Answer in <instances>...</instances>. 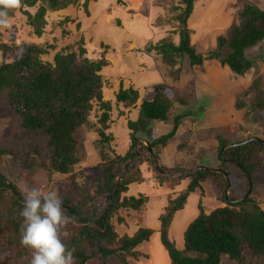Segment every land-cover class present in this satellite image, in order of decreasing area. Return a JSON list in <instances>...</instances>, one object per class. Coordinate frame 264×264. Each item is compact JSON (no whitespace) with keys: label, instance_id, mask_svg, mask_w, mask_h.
I'll list each match as a JSON object with an SVG mask.
<instances>
[{"label":"trees","instance_id":"16d2710c","mask_svg":"<svg viewBox=\"0 0 264 264\" xmlns=\"http://www.w3.org/2000/svg\"><path fill=\"white\" fill-rule=\"evenodd\" d=\"M91 2L97 0H83L81 7L86 15H90ZM180 2L184 8L180 7L181 14L176 19L180 23L176 32L179 36L178 44L168 38H159L158 43L148 51L156 52L161 62L167 66H175L178 61L187 57L192 69L203 68L206 58L198 54L195 46L191 44V31L188 28L195 0ZM80 3L81 0H21V7L9 11V17L14 18L17 12H23L28 25L35 30V35L42 37L48 13L79 7ZM121 4L123 0H116L118 8ZM31 10L35 11L34 16L31 15ZM263 43L264 8L241 1L238 21L231 25L227 36L218 39L217 50L209 59H216L233 75L243 78L255 66L254 59L248 57V51ZM2 47L0 44V55ZM88 50L81 41L78 52L63 49L51 61H43L41 57L48 55V52L36 46H24L20 57L10 63L0 61V99L6 102L13 116L21 121V127L26 134L35 136L33 144L28 146L30 154H24L27 157L35 156L32 162L25 163V166H31L30 169L40 166L49 175L73 174L76 166L82 162L78 134L86 127L96 129L100 137L96 147L99 148V156L105 164L113 156H117L118 151L111 146L114 140V135L110 132L109 112L112 105L104 102L102 98L101 73L108 67L109 62L105 57L108 53L101 51V56L93 60L87 58ZM79 59L82 61L80 64ZM180 74H177L176 80L180 79ZM169 76H173L170 71ZM167 87L166 84L154 86V96L151 99L146 97V93H140L133 87L128 90L121 89L116 96L120 106L138 107V115L128 123L129 146L125 154L117 157L115 164L105 166V185L100 194L110 200L105 210L99 212L97 208H87V200L78 202L67 197L62 201L65 214L75 218L74 222L66 226L69 236L62 237V242L69 249H75L76 264H89L93 260L110 264L111 261L115 263V259L119 260V264H132L130 259L139 262L148 258L139 248L149 243L157 230L146 225L133 235L122 236L113 223L116 218L121 223L123 220L119 217L126 213L125 217L139 216L146 224L144 211L148 198L142 194L139 200L128 197L132 186L145 183L144 165L160 186L167 185L171 191L183 181L189 182L187 188L178 196L169 197L168 204L159 217V249L166 254L162 258L167 256L170 264H222L224 257L243 264L246 262V255L254 260L264 258V209L252 197L242 202H232L238 201L248 192L249 180L238 166L227 162L233 160L240 163L253 182L257 168L261 165L257 161L258 156L264 154V144L250 142L252 138L249 137L240 142H249L248 144L227 149L222 156L220 154L219 169L239 181L237 190L234 187L230 190L231 202L226 199L227 182L222 174L201 171L181 175L176 180L163 176L157 169L155 160L164 173L173 177L200 166L194 163L189 164L188 169L184 165L166 168L162 163V155L169 143L179 135L184 120L195 117L197 122L203 118L199 111L188 110L189 105L183 95L168 98ZM241 97L245 98H239L235 108L238 112H245V122L256 112L264 113V75L253 79ZM94 100L101 104L104 112L99 119V127L98 124H91L90 119ZM181 110L186 112L181 114ZM205 111L206 108L204 115ZM157 124H173V130L154 139L152 131ZM219 142V153L230 145L225 138H219ZM194 148V144L188 140L176 147L180 151L190 152ZM7 153L0 149V157ZM137 156L139 162L134 163ZM126 164H129L127 173L117 186L115 179L123 172ZM208 180L214 182L218 191L215 199L223 206L205 211L200 201V214L187 228L184 243L178 248L170 237L174 218L185 209L192 194L201 191V195H205L204 184ZM24 199L25 195L16 185L10 184L0 171V264H31L32 250L20 243L23 217L19 213L24 209ZM6 250H12L13 256H6ZM159 261L156 256L148 264H157Z\"/></svg>","mask_w":264,"mask_h":264},{"label":"rangeland","instance_id":"374dc122","mask_svg":"<svg viewBox=\"0 0 264 264\" xmlns=\"http://www.w3.org/2000/svg\"><path fill=\"white\" fill-rule=\"evenodd\" d=\"M241 1H248L264 8V0H195L194 12L188 21V28L191 31V44L195 46L198 54L206 58V62H204L203 68L195 67L194 69L190 67L187 57L181 61L177 60L178 64L175 66H167L161 62L156 52L149 53L148 51L149 48L158 43L159 38H168V40L178 44L179 36L176 32L179 30L180 23L176 22V19L181 14L180 7L184 8L180 0H123V4L118 5L119 8L116 5V0H97V2L90 3V15H86L82 9L83 0H81L79 7H69L63 11L48 13L47 24L42 37L35 35V30L30 28L23 12H17L15 17L10 19L11 28L0 31V44L3 46L0 55L1 62L10 63L16 57H20L24 46H36L43 49L48 52V55L42 56V60L51 61L55 54L63 49L78 52L81 41L85 48L89 49V57L86 56L87 58L94 60L101 56L99 54L101 51L108 53V67L103 69L101 73L103 79L102 98L104 102H110L112 105L109 112L111 117L110 132L113 133L114 140L111 142V146L118 153L105 164L99 156V148L96 147L97 141L100 140L96 129L86 127L78 134L82 162L76 166L73 174L49 175L48 172L40 169V166L30 169L31 166H25V163L32 162L35 156L27 157L24 154L28 152V146L33 144L35 136L26 134L21 127V121L13 116L6 102L0 99V149L8 152L0 157L2 174L6 176L10 184L16 185L24 195L32 188L40 189L43 192L55 190L62 201L67 197L78 202L87 200V208L92 210L97 208L99 212H102L110 202L107 197L100 195L105 185V166L115 164L117 157L125 154L129 146L130 130L128 123L132 120L133 114L138 111L136 106L125 108L117 103L116 96L121 89L128 90L130 86L135 88L142 86L141 92L146 93L151 99L154 96L152 88L166 84L168 85L166 90L168 98L183 95L187 99L188 110L199 111L203 114L204 119L206 116L211 118V113H214L211 119L216 117L215 119L221 120L218 112L221 113V110H226V108H229L235 116H238V113L244 115V111L238 112L236 110L235 104L239 98H245L241 96L249 88L251 81L264 75V43L248 51V57L254 59L255 66L243 78L233 75L227 67H223L216 59H209L217 50L218 39L227 36L231 23L238 21L239 2ZM30 12L32 16L35 15V11L31 10ZM66 19L70 21L67 22ZM93 53L97 54L93 55ZM127 70L128 73L124 75ZM219 70L224 73V81L221 87L217 89L214 87L216 81L209 74L217 73ZM169 71L172 72V77L169 76ZM179 73H181L180 79L176 80L175 77ZM208 76L211 78L209 82L214 85V88L209 85L210 83L206 79ZM137 77L140 78L139 81ZM138 90L140 91V89ZM227 99H230L231 103H226ZM92 107L91 124H98L104 112L101 109V104L96 100L92 102ZM204 108H206L205 115ZM185 112V110L179 111L181 114ZM243 115L239 121L240 124L231 127V131L237 129V132L229 136L228 143L234 145L250 137L252 138L250 142H260L253 140L259 139L262 140L260 143L264 144V113L256 112L246 122ZM191 118L195 119V117ZM254 119L255 122L252 121ZM241 128L244 130L242 131ZM182 141L183 139L175 141L173 147H177ZM183 152L185 151L174 148L169 152L164 164H174L181 167L184 165L188 169L190 165L189 162H184L186 158L184 155H181V161L176 158ZM28 154L30 153L28 152ZM190 155L194 157L193 154ZM208 159L206 155L200 156L191 164L204 165ZM257 162L261 165L258 166L256 177L252 182L253 191L250 197L261 204L264 209V154L258 156ZM143 169H145V176L148 177L150 173L146 170L145 165ZM119 175L121 174H118L117 177ZM233 177L231 178V188L234 187L237 190L239 181ZM175 178L177 176L172 179L176 180ZM188 183L183 181L175 191H184ZM204 188L205 195H201V191H198L200 198L197 194L196 197L190 196L185 209L177 214L172 227L175 239L181 238L190 222L199 216L198 199L201 200L205 211L223 206L221 202L215 199L218 191L214 182L208 180L204 184ZM163 191L169 190L163 187ZM246 193L238 200H242L247 195ZM140 194L151 198L157 193L155 188L150 187L145 181L143 184L132 186L128 197L139 200ZM166 203H168L166 199L163 202L154 201L153 207L148 213L146 224L139 216L128 215L125 217L126 213L119 217L123 220L121 223L118 222V218L114 219L113 223L116 230L122 236L133 235L138 229L145 228L146 225L157 230L150 242L139 248L148 258H143L139 262L130 259L132 264H148L150 259L156 256L160 260L157 264H167L166 258H162L161 248L159 250L160 235L158 232L159 217L164 212ZM4 253L6 256H13L12 250H6ZM246 256V262L243 264H264V258L254 260L249 255ZM89 264L102 263L93 260ZM110 264H119V260L115 259V263L111 261ZM222 264L239 263L224 257Z\"/></svg>","mask_w":264,"mask_h":264},{"label":"clouds","instance_id":"9594fccd","mask_svg":"<svg viewBox=\"0 0 264 264\" xmlns=\"http://www.w3.org/2000/svg\"><path fill=\"white\" fill-rule=\"evenodd\" d=\"M20 7L21 0H0V29L11 28L9 11ZM167 177L173 178L172 175ZM179 178L180 174L175 179ZM250 180L252 182L251 178ZM227 200L231 202L230 199ZM19 214L23 217L20 243L32 250L31 264H76L75 249H69L62 242V237L69 236L66 226L74 222L75 218L65 214L62 200L55 190L43 192L32 188L27 191L24 209Z\"/></svg>","mask_w":264,"mask_h":264},{"label":"crops","instance_id":"0c3cea01","mask_svg":"<svg viewBox=\"0 0 264 264\" xmlns=\"http://www.w3.org/2000/svg\"><path fill=\"white\" fill-rule=\"evenodd\" d=\"M233 23H231V25ZM105 57L107 58L108 56L105 55ZM154 61L157 62L155 59H154ZM129 68H132V67H129ZM105 69H107V68H105ZM126 69H128V68H126ZM212 69H214V68H212ZM212 71L215 72V70H212ZM127 73H128V70H127V72L124 75H126ZM209 75H212L211 78L214 81H216L215 82L216 86L212 85V83L209 82V81H211V78L208 76L206 79L210 83L209 85L210 86L212 85V87L214 86L217 89L219 87H221V85H222V83L224 81V79H223L224 78V73H222L219 70V72L212 73V74H209ZM225 78H226V75H225ZM137 80L139 81L140 78L137 77ZM227 81H229V79H227ZM132 87L133 86H130L129 89L132 88ZM133 88L136 89L137 91H139L138 89H140L139 92L142 93L141 92L142 86H140V88H135V87H133ZM147 98H150V96H148ZM227 102L231 103L230 99H227L226 103ZM215 112H217V111H215ZM218 113H219V116H220L222 121L220 119H215L216 117H214V119H211L213 117L214 113H211L212 114L211 118H207V116H206L205 119L203 118V119H201V120H199L197 122H196V119L194 120L191 117L187 118L186 120H184L183 125H181V127H180L179 135L174 140H172L169 143L168 147L164 150V153L162 155L163 166H165L166 168H173V166H175L174 164L166 165V164H164V161L166 160V157L169 156V152L171 150H174V148L176 149V147H173L175 141H177V140L179 141V140L183 139L182 142L188 140L191 144H194L195 148H194V151H192V153L189 152V151H185L186 153L183 152V154H179L178 156H176L177 160L181 161V155H184L186 157L184 159V162H186V163L189 162V164H191L195 160H198L200 158V156L204 157V155H206V157L208 156V158H209L208 161L210 163L207 161V162L204 163V165H200V166L209 167V165L211 164V166L209 168H219V166L221 164L220 161H219V156H220V153H219V149H220L219 138H225V139L228 140L230 135L232 136L233 133L237 132V129H234V128H233L234 130L231 131V127H236V125L240 124L239 121L241 120L243 114L238 113V116H235V115H233L232 111L229 108H226V110H223V111L221 110V113L220 112H218ZM137 115H138V111L133 114L132 120H135ZM234 116H235V119H234ZM191 127H192V129L190 130ZM188 129H189V131H188ZM172 130H173V124H169V125L157 124V125L154 126V129L152 131V137L154 139L160 138L164 134L171 133ZM238 130H240V129H238ZM240 138H241V136H240ZM188 154H189V156H186ZM190 154H193L194 157L191 156ZM146 181L148 182V185L150 187H154L155 188V192L157 193L155 196H153L151 198H149L148 196L142 194L145 197H147L148 200H149L147 208L144 211V215L146 217L148 216L149 211L152 209L153 203H154L155 200L163 202V200L166 199V201L168 202L169 201L168 200L169 197L175 198L181 192H183V191H181V192L175 191L177 188L175 190L171 191V190H169L167 185L160 186L159 183L153 179V176H152L151 173H150V175L148 177H146ZM163 187H165L169 191H163ZM175 192H178V193H175ZM196 194L199 195V198H200V193L192 194L191 197H196ZM202 198H204V197H202ZM200 201L201 200L198 199V206L200 204ZM167 204L168 203H166V206H167ZM176 217H177V215H176ZM176 217L174 218V220L176 219ZM191 222H193V221H191ZM191 222H190V224H191ZM172 227H173V224H172ZM152 229H154V227ZM184 234H185V232H184ZM184 234H183V236L181 238L175 239L176 237L173 235L172 228H171L170 237L177 244L178 248H181L183 243H184ZM163 254H165V252H163L162 255ZM166 263L170 264V261L167 258V256H166Z\"/></svg>","mask_w":264,"mask_h":264},{"label":"water","instance_id":"95a60500","mask_svg":"<svg viewBox=\"0 0 264 264\" xmlns=\"http://www.w3.org/2000/svg\"><path fill=\"white\" fill-rule=\"evenodd\" d=\"M253 140H254V141H260V142H262V140H259V139H253ZM248 143H249V142H244V143H239V144L229 145V146H227L226 148H224V149L222 150V152H221V156H222L223 152H224L225 150H227V149H231V148H234V147L243 146V145H246V144H248ZM146 146L149 148V151L152 152L151 149H150V147H149V145H148L147 143H146ZM138 162H139V156H137V159H136V161H135L134 163H138ZM228 162H229V163H232V164H235L236 166H238V167H239V168H240V169L246 174V176H247L248 179H249V190H248V192H247V195H246L242 200L239 201V202H242V201L248 199V198L250 197V195L252 194V191H253V185H252V182H251V180H250V177H249L248 172H247L246 170L243 169V167H242V165H241L240 163H238L237 161H229V160H228ZM155 165H156L157 169L159 170V172H161V173L163 174V176H166V177L168 176V174L164 173V172L161 170V168H160V166H159V164H158V162H157L156 160H155ZM128 166H129V164H126L125 167H124L123 172L121 173V175H119V176L116 178V185H117V186H119V183L123 180L124 176L126 175V173H127V169H128ZM201 171H208V172H210V173H219V174L224 175V177H225V179H226V182H227V188H226V193H225V195H226V199H229L230 190H231V179H230V177L228 176V174H227L226 172L222 171V170H214V169L207 168V167H198V168H196V169H194V170L186 171V172H184L183 174H180V176H181V175H187V174H195V173H197V172H201Z\"/></svg>","mask_w":264,"mask_h":264},{"label":"flooded vegetation","instance_id":"af4514ba","mask_svg":"<svg viewBox=\"0 0 264 264\" xmlns=\"http://www.w3.org/2000/svg\"><path fill=\"white\" fill-rule=\"evenodd\" d=\"M251 141V140H250ZM229 161H231V160H229ZM233 161V160H232Z\"/></svg>","mask_w":264,"mask_h":264}]
</instances>
